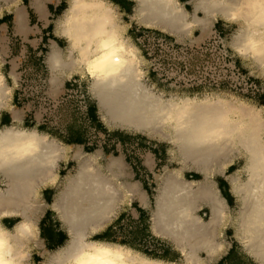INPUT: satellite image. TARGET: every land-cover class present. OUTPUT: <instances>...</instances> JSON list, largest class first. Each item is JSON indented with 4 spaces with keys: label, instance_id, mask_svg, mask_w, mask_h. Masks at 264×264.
<instances>
[{
    "label": "bare ground",
    "instance_id": "1",
    "mask_svg": "<svg viewBox=\"0 0 264 264\" xmlns=\"http://www.w3.org/2000/svg\"><path fill=\"white\" fill-rule=\"evenodd\" d=\"M131 1L136 5L132 21L169 34L181 43H195L198 39L191 37L192 33L200 30L205 35L218 19L238 24L232 47L245 59L252 58L264 72V55H253L245 48L249 38L264 41V0H189L192 12L178 0ZM67 3L55 32L67 40L70 54L77 58L71 64L63 63L60 51L53 49L47 58L50 70L78 67L91 80L90 95L108 129L165 141L172 145L170 154L180 165L178 170L156 174L154 207L134 182L126 184L128 193L132 189L131 193L141 197L142 205L149 210L153 233L177 246L183 264H203L201 253L206 254L208 261H214L224 248L219 237L231 227L246 253L258 264H264L261 113L247 106L236 107L221 98L164 99L144 82L140 51L126 37L128 24L121 23L111 2ZM16 20L22 23L19 14ZM7 91L0 74V104L7 99ZM61 147L36 130L0 128V177L6 185L5 190L0 188V239L7 241L13 264H25L29 246L38 247L34 219L37 208L30 198L35 194L42 168H46L47 181H55ZM100 154L101 151L89 155L78 151L77 184L69 183L66 190L56 195L52 206L69 240L56 251L42 250L43 264H99L104 260L113 264H179L150 258L119 243L87 239L108 223L110 204L121 192L109 187L123 167L120 160L111 158L100 163ZM240 156L245 159L244 167L226 177ZM186 171L201 175L202 180L185 178ZM217 175L229 181L231 195L237 202L233 214L214 181ZM204 207L209 209L207 220L198 215ZM6 217H19L20 221L8 228L2 222ZM3 251L0 249V256Z\"/></svg>",
    "mask_w": 264,
    "mask_h": 264
},
{
    "label": "rangeland",
    "instance_id": "2",
    "mask_svg": "<svg viewBox=\"0 0 264 264\" xmlns=\"http://www.w3.org/2000/svg\"><path fill=\"white\" fill-rule=\"evenodd\" d=\"M24 0H4L0 3V26L3 24L12 25V12ZM28 1V0H26ZM126 6V12L122 8L115 6V11L121 23L126 26V37L139 49L142 70L144 71V82L153 92L163 95L164 99L171 97L199 98L219 100L230 102L234 106H247L256 109L264 117V72L263 69L252 58L245 59L233 47L232 39L238 30V24L225 23L222 20L215 21L208 28L205 35L200 30L192 33L195 43H181L169 34L157 29L146 28L131 20L134 13L135 4L129 0H118ZM184 5L188 12L193 8L189 0H178ZM68 4H63L57 13L51 18L54 21L53 27H56L57 21L62 17ZM52 37V36H51ZM84 76V75H83ZM72 80V79H71ZM79 80V79H78ZM91 80L84 77L80 84L82 92L85 94L86 101L91 95L89 92ZM171 96V97H170ZM217 97V98H216ZM75 102V101H73ZM75 103H70L63 112V117L59 128L65 125L77 123L74 132L79 135V143L75 146V151H101L99 162L103 163L110 153L116 155H127L129 163L142 173L134 180L127 179L129 182H137L145 191H147L154 207V196L156 194V174L166 171H174L180 168L179 163L170 154L172 145L165 141L148 138L137 132H130L121 129H108L99 120V123H88L84 118L82 111L75 112ZM52 115V114H50ZM57 127V126H56ZM84 138H89V142L84 144ZM104 152L106 155L104 156ZM148 160L151 164L148 165ZM245 165V159L240 156L235 161V166L227 170L226 177L231 176L233 172L241 170ZM78 165L74 166L73 175L76 174ZM152 174L147 176L146 172ZM56 173V168L54 169ZM184 177L187 179L202 180V176L193 172L186 171ZM244 178V176H242ZM215 181H219L225 190H230L229 181L223 175L215 176ZM1 189L5 190L3 185ZM52 195V192L49 193ZM127 203L130 199L125 198ZM230 208L232 214L237 209V202L234 197H230ZM52 209L48 207L47 210ZM206 210L199 211L198 215L207 220L204 213ZM55 214V213H52ZM151 214L143 219L142 232H137L136 246L140 251L150 258L169 257L172 261L183 264L184 259L181 251L170 240L156 237L150 232ZM18 221V220H16ZM4 225L12 228L18 222H3ZM109 223L104 224L98 232L88 236V240L102 237ZM134 225V223H133ZM134 234V227H132ZM227 229L221 233L219 241L224 244L223 251L214 261H208L205 253H201L203 264H215L221 258L226 256L227 252L233 248L232 253L227 256V264H258L243 249L240 243L235 239L233 229ZM130 241V240H128ZM133 241V240H132ZM134 242V241H133ZM110 243H124L118 236H114ZM31 247V248H30ZM33 244L27 249L25 264H36L33 251ZM163 250H166L164 253ZM53 252V251H52Z\"/></svg>",
    "mask_w": 264,
    "mask_h": 264
},
{
    "label": "crops",
    "instance_id": "3",
    "mask_svg": "<svg viewBox=\"0 0 264 264\" xmlns=\"http://www.w3.org/2000/svg\"><path fill=\"white\" fill-rule=\"evenodd\" d=\"M67 1L38 0L37 3H34L33 0H24L12 12V25L3 24L0 26V74L3 76L8 90L7 99L0 104V128L19 126L24 130H36L39 134L48 135L49 138L62 145L56 159L55 181H47L46 168H42L37 179L38 184H35L37 185L35 186V194L30 198L37 208L34 219L37 223L39 242L38 247H33L34 250L28 254L32 253L36 264H43L42 250L56 251L63 248L69 240L68 233L63 228L58 213L53 209L47 210V208H52L56 195L66 190L65 187L69 183L77 184V172L73 175L74 166L78 165V151H75L74 148L79 143V135L74 132L75 128L73 129L77 123L73 126L70 122L64 128H59V131L58 127H60L63 112L66 110L64 107L70 103H75L74 109L77 113L79 112V104L76 101H66L58 105L59 108L52 113L47 104L41 101L44 99L60 102L68 91L69 81L71 79L82 81L85 77L76 66H69L52 72L47 62L48 55L53 49L60 51L63 63L71 64L77 58L76 54H70L67 40L56 34V28L53 27L54 21L51 20L53 14L57 13L63 4H68ZM108 1L126 12V6L120 1ZM17 14L22 17V23H17ZM86 109V117L82 120L94 125L99 123L98 105L93 98L91 100L89 98ZM86 142H89V138H84V144ZM82 153L89 155L90 151H82ZM106 157L108 159L118 158L123 166L120 168L117 177L111 180L109 185L111 188H119L121 192H118V198L116 197L115 202L110 204L111 208L106 221L109 225L98 240L111 242L114 236H118L124 242L120 244L140 251L136 246L137 232H142L143 219L148 217L150 212L142 205L141 197L138 198L137 194L131 193L132 189L128 193L126 184L129 183L127 179L135 180L142 172L134 167L133 163L128 162L130 157L126 154L110 153ZM146 174L148 176L152 172L149 170ZM133 182L139 187L138 190H143L148 195L147 191L143 189L142 183L138 185L137 182ZM215 182L230 207V197H233L230 190H225L219 181ZM3 185L6 188L5 182L0 177V188ZM51 192L53 196L49 194ZM126 193L130 199L128 203L125 199ZM151 203L152 201L150 205ZM203 210H206L204 215L208 217L209 209L204 207L200 211ZM4 221L15 223L19 222L20 218L6 217L2 220V222ZM132 227H134V234H132ZM150 232L159 237L153 233L151 227ZM232 250L233 248L215 264H227L226 258L232 253ZM165 251L163 250L164 253H166ZM156 259L175 262L169 257L158 256Z\"/></svg>",
    "mask_w": 264,
    "mask_h": 264
},
{
    "label": "built area",
    "instance_id": "4",
    "mask_svg": "<svg viewBox=\"0 0 264 264\" xmlns=\"http://www.w3.org/2000/svg\"><path fill=\"white\" fill-rule=\"evenodd\" d=\"M43 103H46L50 111L53 113L58 107V105L63 104L66 101H76L79 104V111H82L86 117V97L82 92V85L80 81L72 79L69 81V88L66 95L60 100V102H52L49 100L41 99Z\"/></svg>",
    "mask_w": 264,
    "mask_h": 264
},
{
    "label": "clouds",
    "instance_id": "5",
    "mask_svg": "<svg viewBox=\"0 0 264 264\" xmlns=\"http://www.w3.org/2000/svg\"><path fill=\"white\" fill-rule=\"evenodd\" d=\"M247 50H250L253 55H264V41H257L254 38H249L247 44L245 45ZM25 229H28V226L25 225ZM0 249H3V255L0 256V264H13V261L10 259V254L7 250V241L0 239ZM99 264H113L110 260L100 261Z\"/></svg>",
    "mask_w": 264,
    "mask_h": 264
},
{
    "label": "trees",
    "instance_id": "6",
    "mask_svg": "<svg viewBox=\"0 0 264 264\" xmlns=\"http://www.w3.org/2000/svg\"><path fill=\"white\" fill-rule=\"evenodd\" d=\"M98 239H100V238H98Z\"/></svg>",
    "mask_w": 264,
    "mask_h": 264
}]
</instances>
